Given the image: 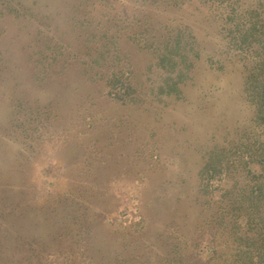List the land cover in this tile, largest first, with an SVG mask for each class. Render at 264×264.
I'll list each match as a JSON object with an SVG mask.
<instances>
[{"label":"rangeland","instance_id":"rangeland-1","mask_svg":"<svg viewBox=\"0 0 264 264\" xmlns=\"http://www.w3.org/2000/svg\"><path fill=\"white\" fill-rule=\"evenodd\" d=\"M263 21L264 0H0V264H264V42L242 41Z\"/></svg>","mask_w":264,"mask_h":264},{"label":"trees","instance_id":"trees-1","mask_svg":"<svg viewBox=\"0 0 264 264\" xmlns=\"http://www.w3.org/2000/svg\"><path fill=\"white\" fill-rule=\"evenodd\" d=\"M252 37H256L260 42H264V21L258 22L256 26L247 29L242 35V41L247 43ZM249 82L246 85V91L252 93L254 103L258 108L261 120H264V58L257 62L251 73ZM262 172V167H261ZM261 177V176H260ZM259 177V179H260ZM260 187L256 189L258 196H262V181L259 182ZM262 197L259 199L258 205L262 204ZM260 210V209H258Z\"/></svg>","mask_w":264,"mask_h":264}]
</instances>
